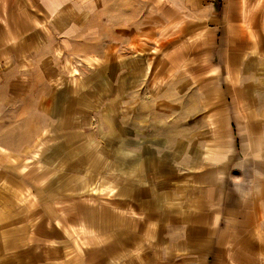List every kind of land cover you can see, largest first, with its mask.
Instances as JSON below:
<instances>
[{
	"label": "crops",
	"instance_id": "0c3cea01",
	"mask_svg": "<svg viewBox=\"0 0 264 264\" xmlns=\"http://www.w3.org/2000/svg\"><path fill=\"white\" fill-rule=\"evenodd\" d=\"M218 2L0 0V264H24L6 192L27 155L36 184L61 157L62 232L95 242L79 264H264V0ZM87 172L109 206L69 194Z\"/></svg>",
	"mask_w": 264,
	"mask_h": 264
},
{
	"label": "rangeland",
	"instance_id": "374dc122",
	"mask_svg": "<svg viewBox=\"0 0 264 264\" xmlns=\"http://www.w3.org/2000/svg\"><path fill=\"white\" fill-rule=\"evenodd\" d=\"M215 4H218V0H214ZM184 33H182V36ZM187 41L192 42V45L187 46V48L192 47L190 52L193 53V38L189 35L186 36ZM186 51L183 52H187ZM169 76L160 79V83L169 82ZM193 109V108H192ZM21 163V176L16 178L14 181V186L7 189L6 195L11 196L9 199H13L16 207L20 210V217L18 218L19 225L27 224L29 231L22 235L26 240L21 242L18 257H21L20 262L24 264H60V256L51 255L46 252L49 245L61 244L62 238L66 240V252L69 257L70 264L82 263L84 255L90 249H94V237L93 236H82V232L78 224L71 221L68 228L70 231L69 235L67 232L63 234V226L61 223V202L59 201L58 195L61 196V189L57 187H47V180L56 179L61 175L62 160L61 157H54L53 160L45 161L38 159V179L43 180V182H38L37 184L30 176V166L33 163V156L27 155L23 157ZM36 158V157H35ZM40 159V160H39ZM102 166H105L106 159L110 161L109 156H102ZM108 175H96L91 176L89 172L86 173L85 177V187L82 189H76L74 186L70 187L69 194L76 195L82 192L86 196L87 205L94 203L101 204L102 206H109L107 200L109 199L111 193H115L116 189L110 187ZM77 181V175L71 171L70 173V183L74 184ZM7 185V184H6ZM8 187V185H7ZM59 219V220H58ZM45 225L48 227V231L51 229L53 234H49L47 231L45 237L36 235V227ZM67 231V230H66ZM50 232V233H51ZM43 239L41 243L35 245L33 240ZM103 245H106L108 249V237H102ZM106 253V252H105ZM59 260H58V258ZM53 259V260H52ZM66 259V260H67ZM103 261L108 259V252L102 255ZM57 260V261H56Z\"/></svg>",
	"mask_w": 264,
	"mask_h": 264
}]
</instances>
